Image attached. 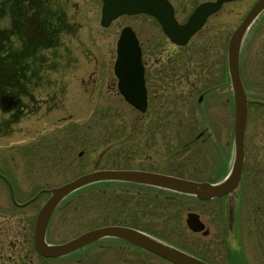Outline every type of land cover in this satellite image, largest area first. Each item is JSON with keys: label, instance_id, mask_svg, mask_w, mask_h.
I'll return each mask as SVG.
<instances>
[{"label": "rangeland", "instance_id": "374dc122", "mask_svg": "<svg viewBox=\"0 0 264 264\" xmlns=\"http://www.w3.org/2000/svg\"><path fill=\"white\" fill-rule=\"evenodd\" d=\"M92 20L93 17L90 24ZM125 25L131 26L132 20L113 22L107 30H103L106 37L95 36L93 29L89 31L90 27L86 29L89 38L87 47L91 52L89 65L94 72V79L98 81L96 85L92 82L90 105L80 104V95L75 93L69 99L68 110L55 112L49 119H23L0 129L1 132H9L6 139L0 140L1 149L10 143L17 146L16 149H21L26 144L40 141L37 148L28 150L26 159L28 199L63 184L65 179L96 169V163L98 169H165L172 176L208 183L221 181L229 172L233 161L234 112L232 100L223 107L232 97L225 68L227 44L220 45L219 67L209 72V81L217 87L210 93L211 96L203 99L201 105L198 103L199 95H208L209 92L201 89L200 84H192L197 82L193 75L188 76L186 88L184 82L175 81L166 92L149 89V110L139 125L141 132L147 128L153 129V132H149L152 133L150 136L140 135V139L150 143V147L145 146L140 159H135L133 137L138 114L119 95L113 73L116 41ZM169 45L154 44L152 50L155 49L156 55H160L163 60L169 53H175L172 74L178 79L180 73H185L181 58L188 60L190 55L187 53L192 48L177 49ZM144 47L148 51L150 45L145 44ZM193 57L199 59L200 56L194 53ZM239 69L248 101V121L242 178L234 192L225 198L206 202L172 192L165 216L162 209L155 210V207L151 209L150 206L137 204L149 197L145 193L139 194L134 185L97 184L94 188L81 190L57 208L47 227L46 241L61 244L102 226L125 225L209 264H264V12L247 32V40L240 50ZM99 72L103 74L102 79L98 76ZM31 80L35 79L28 76V83ZM45 83L46 80H43L41 84ZM68 112L73 114L76 122L58 123L57 117ZM163 115L170 116L165 126L163 120L152 119ZM67 126L80 134L73 148L72 170L59 176L55 172L61 169L62 157L54 141L55 136ZM163 127H166L165 136L158 131L159 128L163 130ZM85 131L90 132L87 140ZM164 140L168 144L167 149L163 146ZM107 149L110 150L106 152ZM78 152L83 157H78ZM102 153H107L108 158L105 156L100 161ZM147 157L151 161H147ZM164 160H167V165L163 164ZM9 166L12 167L10 162ZM9 171L3 160H0V176L3 180L10 179ZM46 199V194L41 195L28 207L27 264H171L144 250L109 238L94 243L86 251L76 252L74 256L55 262L43 261L34 250L33 233L36 215ZM135 207L144 212L146 217L140 218L142 214L135 213ZM190 211L200 215L209 229V235L204 237L187 228L185 219ZM150 212L152 215L149 219L147 215ZM0 264L6 263L1 261Z\"/></svg>", "mask_w": 264, "mask_h": 264}, {"label": "flooded vegetation", "instance_id": "af4514ba", "mask_svg": "<svg viewBox=\"0 0 264 264\" xmlns=\"http://www.w3.org/2000/svg\"><path fill=\"white\" fill-rule=\"evenodd\" d=\"M256 2L257 0H136V6L141 4L148 8L150 13L122 15L111 22L112 24L118 20L131 19L132 25L122 27L119 35L123 28L130 27L141 48L147 109L144 113L135 110L138 114L133 137L135 159H140L141 150L145 146L150 147V143L145 140L142 141L140 135L150 136L152 133L149 132H153V129L147 128L141 132L139 125V121L146 117L145 115L149 110V89L166 92L172 82L175 81L184 82V88H186L188 76L193 75L197 78V82L192 84H200L201 89L209 92L208 95H199L198 103L201 105L203 99L211 96L210 93L217 87L214 82L209 81L208 77L209 72H212L217 66L219 67L220 45L222 43L228 45L231 35L245 21L249 10ZM103 4V0H0V129L2 127L7 128L9 124L17 123L23 119L45 117L49 119L55 112L63 109L68 110L69 99L75 93L80 95V104L83 103L84 106L91 104L92 82L96 85L98 81L94 79V72L89 65L91 52L87 47L89 38L86 29L90 27L89 31L93 29L95 36L106 37L103 30H107L111 24L108 27L101 26ZM263 12L264 10L259 15ZM92 17L93 23L90 24ZM188 25L197 27V29L190 34L183 46H177L175 44L177 40H173L164 30L165 26L170 27V33H174L173 36L176 37V29ZM89 37L91 38V36ZM76 40L78 43H75ZM246 40L247 29L243 35L242 44ZM160 43L170 44L178 47L177 49L192 48L187 53L190 55L188 60L181 58L182 70L185 73H180L178 79L174 73L172 74V60L175 53H169V56L163 60L160 55H156L155 49L152 50L154 48L152 45ZM145 44L150 45L148 51L144 47ZM194 53L200 56L199 59L193 57ZM226 54L227 47L225 60ZM58 74L59 76H57ZM99 75L102 79V72H99ZM28 76L35 80L28 83ZM43 80H46L45 85L41 84ZM204 81L206 82L203 83ZM199 99L201 100L199 101ZM2 100L5 105L9 106L8 109L4 108ZM231 100L233 103V95L231 99L226 101V104H223V107L229 105ZM228 111H230V107ZM223 116L225 118L226 114L224 113ZM152 119L163 120L165 126L169 122L170 116L163 115L152 117ZM57 121L63 124L76 122L75 117L70 112L57 117ZM163 130L158 129L160 134L165 136L166 127H163ZM79 134L67 126L63 132L55 136L54 146L61 151L62 157L61 169L56 171L55 175L64 176L72 170L74 163L73 148ZM84 134L85 140H87L90 132L85 131ZM8 136V131H0V140L6 139ZM38 142L40 141L26 144L21 149H16L18 147L13 146L12 143L5 145L4 149L0 148V160H3L6 169L11 170L9 171L10 179L3 180L0 176L2 179L0 186V262L5 261L6 264H27L28 207L34 201L36 202L41 195L46 194L47 198L49 197V193L46 192L29 199L27 196L28 170L26 159L28 150L37 148ZM121 144L123 145L124 142ZM167 145L166 140H164V148L167 149ZM109 150L107 149L106 152ZM77 156L81 158L83 154L78 152ZM105 156L107 153H102L99 160L102 161ZM146 160L151 161L149 157ZM9 162L12 167L9 166ZM163 164L167 165V160H164ZM95 168L92 171L99 170L97 163ZM106 170H134L172 176L165 169L153 171L150 167H146L144 170ZM36 175L38 176V174ZM72 178L65 179L64 183L73 180ZM107 183L134 185L139 194L145 193L149 197L143 198L137 204H142L145 207L150 206L151 209L155 207V210L162 209L165 216L169 210L168 198L172 191L155 186L123 181H102L83 189L88 190V187L94 188L97 184ZM93 190L100 193L97 189ZM102 193L104 194V192ZM179 195L189 197V195ZM190 198L200 201L194 196H190ZM134 212L141 211L135 207ZM188 213L195 212L190 211ZM141 214L140 218L146 217L144 212ZM151 215L150 212L147 218L150 219ZM197 215L200 218V215ZM206 230L209 231L207 228Z\"/></svg>", "mask_w": 264, "mask_h": 264}, {"label": "water", "instance_id": "95a60500", "mask_svg": "<svg viewBox=\"0 0 264 264\" xmlns=\"http://www.w3.org/2000/svg\"><path fill=\"white\" fill-rule=\"evenodd\" d=\"M103 1L101 11V25L103 27H108L112 21L122 15H133L141 12L150 13V10L143 7V5L136 6V0ZM263 10L264 0H257L249 10L245 21L233 32L228 43L227 70L233 95L234 124L233 161L226 177L220 182L208 183L134 170H96L78 176L65 184L46 191L50 196L37 213L33 233L34 250L39 256L46 259L62 258L99 240L110 238L131 244L171 264H209L142 231L129 227H100L86 231L67 242L50 244L46 241L47 226L55 209L65 198L88 185L102 181H123L155 186L175 193L194 196L202 201L220 198L234 192L241 180L245 160L248 103L239 73L240 50L246 29H249ZM196 29L197 27L192 25L177 28L176 37H174V33H170V27H164L165 32L173 40H177L175 44L178 46L185 45L190 34L195 32ZM113 72L117 79V90L124 101L136 111L144 113L147 109V92L143 79L144 69L141 62V48L130 27L123 28L117 40ZM2 104L5 109L9 108L3 100ZM185 223L193 233H201L204 236L209 233L195 213H188Z\"/></svg>", "mask_w": 264, "mask_h": 264}, {"label": "trees", "instance_id": "16d2710c", "mask_svg": "<svg viewBox=\"0 0 264 264\" xmlns=\"http://www.w3.org/2000/svg\"><path fill=\"white\" fill-rule=\"evenodd\" d=\"M76 194H78V192L77 193H75L73 196H75ZM73 196H71V197H73ZM71 197H69V198H71ZM91 246H93V245H91ZM91 246H89V247H91ZM89 247H87L86 249H83L82 250V252L83 251H86ZM137 249V248H136ZM140 250V249H139ZM74 255H76V253H74V254H72V255H70V256H67V257H71V256H74ZM41 258V257H40ZM43 261H48V262H55V261H57L58 259H54V260H49V259H44V258H41ZM230 259V258H229Z\"/></svg>", "mask_w": 264, "mask_h": 264}]
</instances>
